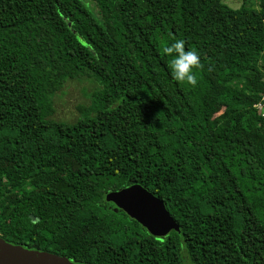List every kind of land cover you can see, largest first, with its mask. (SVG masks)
I'll list each match as a JSON object with an SVG mask.
<instances>
[{"label":"trees","instance_id":"trees-1","mask_svg":"<svg viewBox=\"0 0 264 264\" xmlns=\"http://www.w3.org/2000/svg\"><path fill=\"white\" fill-rule=\"evenodd\" d=\"M0 0V238L78 264H264V0ZM199 52L195 88L165 45ZM98 87L73 123L66 81ZM238 84H246L241 88ZM260 93V94H259ZM139 185L150 236L105 195Z\"/></svg>","mask_w":264,"mask_h":264},{"label":"water","instance_id":"water-1","mask_svg":"<svg viewBox=\"0 0 264 264\" xmlns=\"http://www.w3.org/2000/svg\"><path fill=\"white\" fill-rule=\"evenodd\" d=\"M105 202L111 203L130 219L136 221L147 233L163 238L178 226L169 215L161 200L139 185H132L105 195ZM0 264H78L66 257L45 251L28 250L12 245L0 238Z\"/></svg>","mask_w":264,"mask_h":264},{"label":"rangeland","instance_id":"rangeland-1","mask_svg":"<svg viewBox=\"0 0 264 264\" xmlns=\"http://www.w3.org/2000/svg\"><path fill=\"white\" fill-rule=\"evenodd\" d=\"M86 8L94 14V4L90 0H81ZM220 4L237 10L247 8L257 10L256 0H220ZM246 88V84H238ZM98 87L97 83L86 77L70 79L66 81L62 89L52 97L54 115L52 119L64 123H73L78 117L77 108L89 103V95ZM260 94V93H259Z\"/></svg>","mask_w":264,"mask_h":264},{"label":"clouds","instance_id":"clouds-1","mask_svg":"<svg viewBox=\"0 0 264 264\" xmlns=\"http://www.w3.org/2000/svg\"><path fill=\"white\" fill-rule=\"evenodd\" d=\"M162 53L169 57V71L171 77L178 84L195 88L198 84L197 73L203 69L200 54L192 48H185V41L177 39L165 45Z\"/></svg>","mask_w":264,"mask_h":264},{"label":"built area","instance_id":"built-area-1","mask_svg":"<svg viewBox=\"0 0 264 264\" xmlns=\"http://www.w3.org/2000/svg\"><path fill=\"white\" fill-rule=\"evenodd\" d=\"M253 108L256 110L257 114L262 119H264V91L260 94L259 100L253 106Z\"/></svg>","mask_w":264,"mask_h":264}]
</instances>
